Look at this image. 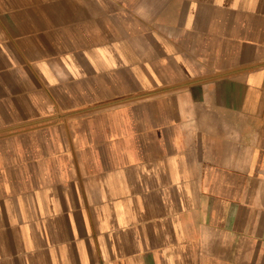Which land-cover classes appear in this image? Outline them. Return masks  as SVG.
<instances>
[{"label":"crops","instance_id":"crops-1","mask_svg":"<svg viewBox=\"0 0 264 264\" xmlns=\"http://www.w3.org/2000/svg\"><path fill=\"white\" fill-rule=\"evenodd\" d=\"M0 264H264V0H0Z\"/></svg>","mask_w":264,"mask_h":264}]
</instances>
